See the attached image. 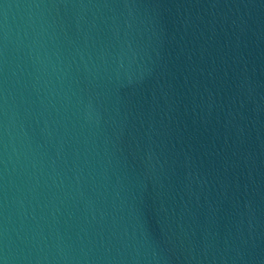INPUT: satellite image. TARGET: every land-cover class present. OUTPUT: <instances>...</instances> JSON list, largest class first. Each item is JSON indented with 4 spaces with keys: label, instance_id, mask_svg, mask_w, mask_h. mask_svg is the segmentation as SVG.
I'll return each mask as SVG.
<instances>
[{
    "label": "water",
    "instance_id": "water-1",
    "mask_svg": "<svg viewBox=\"0 0 264 264\" xmlns=\"http://www.w3.org/2000/svg\"><path fill=\"white\" fill-rule=\"evenodd\" d=\"M0 264H264V0H0Z\"/></svg>",
    "mask_w": 264,
    "mask_h": 264
}]
</instances>
